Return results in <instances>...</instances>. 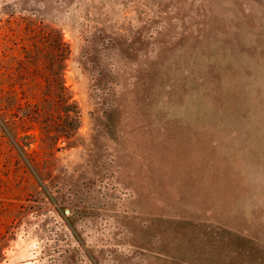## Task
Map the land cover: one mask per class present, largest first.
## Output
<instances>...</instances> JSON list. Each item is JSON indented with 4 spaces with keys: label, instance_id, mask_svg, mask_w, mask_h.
Listing matches in <instances>:
<instances>
[{
    "label": "rangeland",
    "instance_id": "374dc122",
    "mask_svg": "<svg viewBox=\"0 0 264 264\" xmlns=\"http://www.w3.org/2000/svg\"><path fill=\"white\" fill-rule=\"evenodd\" d=\"M0 264H264V0H0Z\"/></svg>",
    "mask_w": 264,
    "mask_h": 264
}]
</instances>
